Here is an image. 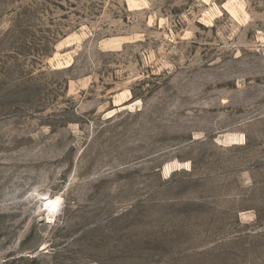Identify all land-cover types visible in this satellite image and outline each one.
<instances>
[{
  "label": "rangeland",
  "instance_id": "374dc122",
  "mask_svg": "<svg viewBox=\"0 0 264 264\" xmlns=\"http://www.w3.org/2000/svg\"><path fill=\"white\" fill-rule=\"evenodd\" d=\"M0 264H264V0H0Z\"/></svg>",
  "mask_w": 264,
  "mask_h": 264
}]
</instances>
